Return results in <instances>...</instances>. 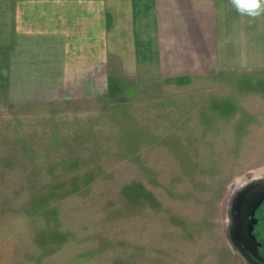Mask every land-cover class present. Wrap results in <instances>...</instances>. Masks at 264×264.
Here are the masks:
<instances>
[{"label":"rangeland","instance_id":"374dc122","mask_svg":"<svg viewBox=\"0 0 264 264\" xmlns=\"http://www.w3.org/2000/svg\"><path fill=\"white\" fill-rule=\"evenodd\" d=\"M85 71L0 109V264H248L232 206L264 179V71Z\"/></svg>","mask_w":264,"mask_h":264},{"label":"crops","instance_id":"0c3cea01","mask_svg":"<svg viewBox=\"0 0 264 264\" xmlns=\"http://www.w3.org/2000/svg\"><path fill=\"white\" fill-rule=\"evenodd\" d=\"M111 61L146 81L264 71V15L230 0H0L1 110L85 69L105 81Z\"/></svg>","mask_w":264,"mask_h":264},{"label":"flooded vegetation","instance_id":"af4514ba","mask_svg":"<svg viewBox=\"0 0 264 264\" xmlns=\"http://www.w3.org/2000/svg\"><path fill=\"white\" fill-rule=\"evenodd\" d=\"M238 196L232 206V236L237 242L238 249L243 252L248 264H264V200L256 209L254 215L245 219L244 230L240 232L238 225ZM249 229H251L252 239L248 238L249 233L247 231Z\"/></svg>","mask_w":264,"mask_h":264},{"label":"water","instance_id":"95a60500","mask_svg":"<svg viewBox=\"0 0 264 264\" xmlns=\"http://www.w3.org/2000/svg\"><path fill=\"white\" fill-rule=\"evenodd\" d=\"M264 200V179H258L248 184L238 196V225L240 232H243L244 225L246 223L245 219L248 216L254 215L256 209L262 204ZM249 229L250 239L253 238L252 233Z\"/></svg>","mask_w":264,"mask_h":264},{"label":"clouds","instance_id":"9594fccd","mask_svg":"<svg viewBox=\"0 0 264 264\" xmlns=\"http://www.w3.org/2000/svg\"><path fill=\"white\" fill-rule=\"evenodd\" d=\"M230 3L241 15L253 19L264 15V0H230Z\"/></svg>","mask_w":264,"mask_h":264}]
</instances>
